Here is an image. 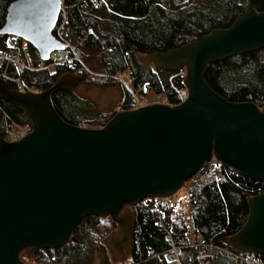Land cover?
I'll return each instance as SVG.
<instances>
[{"label": "water", "instance_id": "obj_1", "mask_svg": "<svg viewBox=\"0 0 264 264\" xmlns=\"http://www.w3.org/2000/svg\"><path fill=\"white\" fill-rule=\"evenodd\" d=\"M62 0H12L0 34L26 39L41 59L61 49L54 35ZM264 47V10L247 7L227 28L212 29L168 51L137 53L144 66L186 68L187 98L170 106L117 110L100 127L64 121L52 93L72 91L85 78L66 71L41 91L19 92L0 82V100L19 106L31 130L16 141L0 136V264H29L26 248H57L77 241L87 215L108 217L116 230L104 240L124 260L134 237L131 207L167 198L212 160L264 183V104L229 101L204 74L226 57ZM242 226L221 243L264 254V190L246 198Z\"/></svg>", "mask_w": 264, "mask_h": 264}, {"label": "trees", "instance_id": "obj_2", "mask_svg": "<svg viewBox=\"0 0 264 264\" xmlns=\"http://www.w3.org/2000/svg\"><path fill=\"white\" fill-rule=\"evenodd\" d=\"M10 1L0 0V24ZM62 5L64 14L61 12L57 23L64 19L61 34L77 49L82 60L88 56L86 51L89 50L97 57L101 64L98 68L107 73V77L126 74L132 92L144 94V84L147 83L151 93H164L171 100L174 88L183 87V78L176 74V70L140 64L136 60L137 53L168 51L196 40L212 29L227 28L247 7H253L258 12L264 10V0H62ZM6 37L0 34V50L8 49ZM29 51L33 60L39 58L33 46L30 45ZM69 70L60 66L54 75L46 70H21L15 74L27 87L41 91ZM81 75L88 77V72ZM204 77L216 93L229 101H253L263 105L264 47L215 61L209 65ZM0 82L6 88H15L4 79L0 78ZM122 95V102L125 105L129 103L122 109H132L129 90L124 88ZM52 102L60 117L68 123L77 125L87 119L83 111L89 110V104L74 95V91H55ZM116 111L99 114L90 122L94 127L102 126ZM28 121L19 106L0 100V130L11 123ZM214 162L219 169L218 178L206 175L208 163L192 176L198 177L194 182L198 187L188 194L190 213L171 219L168 210L164 216L167 225L172 220V239L175 245L181 247L183 264H203L202 260L206 259H212L214 264H223L225 259L245 264L216 250V259L200 258L199 251L207 248L196 246V243L212 241L235 250L220 241L242 226L248 213L246 198L262 192L264 183ZM131 209L135 227L126 264H170L166 255L149 256L150 249L158 252L166 245L164 235L155 223V216L148 212L143 202ZM85 218L75 226L73 235L77 241H68L53 249H34L33 261L36 264H85L93 249L103 246V243L98 244L99 241L116 228L110 219L92 214L91 221L83 223ZM256 256L264 257V254Z\"/></svg>", "mask_w": 264, "mask_h": 264}, {"label": "built area", "instance_id": "obj_3", "mask_svg": "<svg viewBox=\"0 0 264 264\" xmlns=\"http://www.w3.org/2000/svg\"><path fill=\"white\" fill-rule=\"evenodd\" d=\"M62 10L64 11L63 7ZM63 23L64 19L60 24L57 23L54 28V35L63 43V47L61 49L52 51L49 58L46 60L41 59L40 57L36 60H33L32 55L29 51L30 44L26 39L20 38L15 35H6V45L8 49L0 50V78L11 83L15 87L14 90L25 92L36 90L33 87H27L21 80L20 76L15 74V72L18 73L21 70H46L50 75H54L57 74L58 68L60 66L67 67L68 69H70L69 71L79 75L84 72H90L87 65L81 59L76 48L70 43L69 40L62 36L61 29ZM176 74L181 78H184L183 76L186 75V68H178L176 70ZM108 76L110 78L120 80L125 85V88H128L133 100V108L151 104H165L174 106L182 103L187 98V90L184 85L183 87L174 88L175 93L173 100H171L164 93H151L147 83L144 84V94H135L131 91L128 81L124 76H122L121 73ZM77 125L79 127L85 128L92 127L90 126L88 121L85 120L79 122ZM30 130L31 123L29 121L23 123H11L10 125H6L4 129L0 130V136L6 141H16L26 135ZM150 198H153L154 200L150 204H146V208L151 215L155 216V223L162 231V234L164 235V243L166 245H164L163 250L158 252L154 249H150L149 256L156 257L166 255L170 264H183L181 261V247L175 245L172 239V223H169L170 225H167L164 219L162 220L160 218L161 206L158 200H161V198ZM197 245L206 248H215L216 250H218V252L225 253L233 259L242 261L245 264H264V257H258L256 256L257 254H247L237 250H230L223 247L222 245L215 244L212 241H199Z\"/></svg>", "mask_w": 264, "mask_h": 264}, {"label": "rangeland", "instance_id": "obj_4", "mask_svg": "<svg viewBox=\"0 0 264 264\" xmlns=\"http://www.w3.org/2000/svg\"><path fill=\"white\" fill-rule=\"evenodd\" d=\"M186 0H181V2H185ZM64 9V5H62ZM64 13V11L62 10ZM61 17V16H60ZM63 17V15H62ZM77 50V49H76ZM78 52V51H77ZM88 56L84 58V63L87 65L90 72H88V77L83 76L85 79L81 81L74 89V95L81 98V100L84 101L85 104H89V110L85 112L83 111L86 118L85 121H88L90 126H93L90 120L94 119L97 115L102 113H110L113 110H119L124 108L125 106H129V103L125 105L123 103V89L125 88V85L120 81L111 78L112 80L109 81L107 77V73H104L103 71L99 70L101 64H99L97 57H95L89 50L86 51ZM101 62V61H100ZM99 67V68H98ZM76 74V73H74ZM122 76L125 77L126 80H128V76L126 74L122 73ZM93 77V78H92ZM92 78V79H91ZM108 79V80H106ZM127 88V87H126ZM125 88V89H126ZM128 90V88H127ZM135 94H138L134 92ZM129 100H132V97L129 98ZM260 105L259 103H257ZM94 127V126H93ZM95 127H100L99 125H96ZM92 128V127H91ZM215 160L210 161L207 165L206 175L214 176L218 178V167L215 166ZM213 162V163H212ZM217 162V161H216ZM218 163V162H217ZM205 164V165H206ZM204 165V166H205ZM192 178V177H191ZM189 178L186 180L183 184V186L177 190L173 195L167 197V198H161V200H158L161 206V213L160 218L163 220L166 211L169 210V214L171 216V219H174L176 215H188L190 213V202H188V194L190 192L195 191V189L198 187L196 186V183L194 185V182L198 179L197 178ZM154 199L153 198H146L143 199L140 202H143L145 205L150 204ZM132 210V209H131ZM98 216V215H96ZM101 217V216H99ZM103 219H110L108 217H101ZM111 220V219H110ZM105 221V220H104ZM172 223V220H170ZM88 222V221H87ZM116 225V224H115ZM83 224L81 226L83 228ZM116 230V228H115ZM114 230V231H115ZM113 231V232H114ZM103 232V230H102ZM113 232H110L108 235L103 237L102 241H99L98 244L100 245V248L95 247L93 251L91 252V257L89 260L85 262V264H126L128 263V256L124 258V260L120 259H113L111 253L106 248V245L104 243V240L107 236L112 234ZM101 242V243H100ZM198 243V242H197ZM196 243V246H198ZM202 247V246H199ZM206 248V247H204ZM34 249L26 248L20 252V258L25 262L29 264H36L34 259ZM216 250L215 248H207L204 251H199L200 258L202 257H212L213 259H216ZM218 251V250H216ZM203 264H214L213 260H202ZM84 264V263H83ZM223 264H236L231 263L224 260Z\"/></svg>", "mask_w": 264, "mask_h": 264}, {"label": "flooded vegetation", "instance_id": "obj_5", "mask_svg": "<svg viewBox=\"0 0 264 264\" xmlns=\"http://www.w3.org/2000/svg\"><path fill=\"white\" fill-rule=\"evenodd\" d=\"M2 23V22H1ZM81 75V74H80ZM73 91V90H72ZM86 217V218H85ZM85 217H83V218H85V220L83 221V223H89L90 221H91V219H92V214H91V216L90 215H87V216H85ZM81 220V219H80ZM79 220V221H80ZM88 221V222H87ZM77 240V239H76Z\"/></svg>", "mask_w": 264, "mask_h": 264}, {"label": "clouds", "instance_id": "obj_6", "mask_svg": "<svg viewBox=\"0 0 264 264\" xmlns=\"http://www.w3.org/2000/svg\"><path fill=\"white\" fill-rule=\"evenodd\" d=\"M133 109V108H132ZM119 110H121V109H119ZM93 127V126H92Z\"/></svg>", "mask_w": 264, "mask_h": 264}]
</instances>
